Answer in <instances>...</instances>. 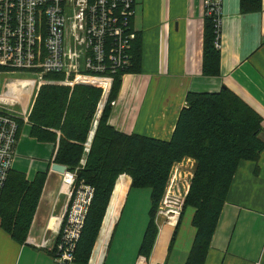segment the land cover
Segmentation results:
<instances>
[{"label":"crops","instance_id":"0c3cea01","mask_svg":"<svg viewBox=\"0 0 264 264\" xmlns=\"http://www.w3.org/2000/svg\"><path fill=\"white\" fill-rule=\"evenodd\" d=\"M134 10L131 26L141 37L140 72L122 75L108 123L125 134L168 141L188 92L213 93L226 87L261 116L264 142V0L260 10L251 12L241 11L240 0H221L219 72L212 76L201 72L202 0H134ZM30 129L28 118L18 119L11 170L29 182L46 173L45 182L24 242L18 244L0 227V264H57L54 244L66 204L61 173L51 170L58 140L37 141ZM121 176L126 188L101 264H136L140 257L145 214L138 215L139 197L131 195L135 191L129 177ZM125 214L136 218L130 224L138 226L118 235ZM192 214L185 222L182 215L176 227L157 219V236L144 264L185 263L195 235ZM204 264H264V150L256 162L239 164Z\"/></svg>","mask_w":264,"mask_h":264},{"label":"trees","instance_id":"16d2710c","mask_svg":"<svg viewBox=\"0 0 264 264\" xmlns=\"http://www.w3.org/2000/svg\"><path fill=\"white\" fill-rule=\"evenodd\" d=\"M240 9L243 12L260 10L261 0H240ZM219 57L213 16L204 15L203 75L218 74ZM140 66L141 37L137 34L131 48V66L112 73L107 103L94 130L85 164L78 170L101 89L86 85L72 88L42 85L34 97L28 115L30 134L40 142L58 140L54 162L68 171L76 170L77 181L94 189L76 245L74 264H88L93 247L90 264H96L100 246L106 244L110 234H106L105 225L114 186L121 175L129 177L130 188L148 189L150 193L148 222L137 252L138 256L148 259L158 232L156 213L171 171L185 159L194 162V170L178 222L185 210L191 208L195 235L184 264H204L239 164L256 162L264 150L261 116L226 87L213 93L188 92L168 141L116 130L108 123L109 103L117 97L122 75L139 73ZM45 77L63 79L62 73L54 72L46 73ZM54 131L59 132L58 138ZM45 177L46 173H39L29 182L22 173L12 170L8 173L0 197V227L18 244L24 242L28 233Z\"/></svg>","mask_w":264,"mask_h":264},{"label":"built area","instance_id":"2783aa9c","mask_svg":"<svg viewBox=\"0 0 264 264\" xmlns=\"http://www.w3.org/2000/svg\"><path fill=\"white\" fill-rule=\"evenodd\" d=\"M202 5L203 16H213L218 47L221 0H202ZM134 13V0H0V75L16 71L34 75L30 79H12L30 83L32 102L42 85L71 88L86 85L101 89L76 170L85 164L94 130L107 103L112 73L131 66V48L137 36L131 26ZM52 72L62 73L63 79L45 77ZM18 92H10L7 87L0 93V101L6 97L14 99ZM16 103L18 112L0 108V197L15 158L18 119L28 118L31 110V106L21 109L23 106ZM114 103L112 100L109 105ZM76 170L66 169L60 174L66 204L54 244L53 259L57 264H74L76 245L93 198V187L78 182ZM170 182L171 176L163 199L167 197ZM164 214L159 206L155 223ZM103 258L102 251L98 264ZM145 260L139 257L136 264H144Z\"/></svg>","mask_w":264,"mask_h":264},{"label":"rangeland","instance_id":"374dc122","mask_svg":"<svg viewBox=\"0 0 264 264\" xmlns=\"http://www.w3.org/2000/svg\"><path fill=\"white\" fill-rule=\"evenodd\" d=\"M33 77H34V75H32L31 73L17 72V71L14 73H10V74L0 75V93L3 94L7 90V87H8V85L11 84L13 78L30 79ZM29 88H31V87H29ZM32 94L33 93L32 92L30 93L29 90H27L24 93H21L19 91V95H16V96L14 95V97H13L14 99H12L10 97H6V99L1 100L0 101V108H8L14 112H18V106L16 103V102H18V104L21 107L23 106V108H21V109H24L26 105H27V109H28L33 104V102L31 101L32 100ZM109 114H110V112H109ZM79 166H80V164H79ZM193 170H194V164L189 159H185L181 163H179L178 165H175V167H173L172 172H171V182H170V186L168 188L167 197L165 199H163V202L160 203V207L162 208L163 213H165L167 210H169L168 206H173V208H171V210L177 211L179 213V216H180L181 211H182V204H183L184 196H185V193L187 191V187L189 186V181L192 177ZM74 171H71V172H74ZM61 180H62V177H61ZM61 180H60V182H61ZM133 191H135V193L131 194V195H133L134 197H139V200L136 203V205H140L138 215H142V213L145 214L144 220H145V225H146L148 222V211H149V207H150L149 190L148 189H136V188H134ZM62 192L63 193L65 192L64 187H63ZM113 197L115 198L116 195L114 194ZM129 203L130 202H128L127 205ZM145 203H146V205H145ZM147 203H149L148 208H147ZM192 213H193V210L191 208H187L183 214V222L187 221L189 215ZM179 216H178V219H179ZM115 219H116V217L111 218V216L109 215V218H108L106 225H105V232L107 231L108 233H110V230L112 228V224H113ZM178 219H177V222H178ZM135 220H136V218L134 220L132 218L127 219L126 214H125V216L122 218L120 224L118 222V224H119L118 235L120 234V231L122 229H127L129 231L135 230L138 225H136V227H134L133 225L130 224V223H133ZM163 220L164 221H162L161 224L166 225L167 222L165 220H167V218L163 217ZM156 222H157V220H156ZM141 224H142V221H141ZM176 225H177V223H176ZM176 225H175V227H176ZM105 236H106V234L104 235V237ZM105 246L106 245H102L101 252ZM100 253L98 254L97 264L100 260Z\"/></svg>","mask_w":264,"mask_h":264},{"label":"bare ground","instance_id":"6f19581e","mask_svg":"<svg viewBox=\"0 0 264 264\" xmlns=\"http://www.w3.org/2000/svg\"><path fill=\"white\" fill-rule=\"evenodd\" d=\"M29 82L27 80H22V81H16V80H12L11 84L8 85V89L9 91H20L21 93L26 92L27 90H29ZM105 85V84H104ZM19 94V92H18ZM63 174V173H62ZM124 177L120 176L116 187H115V191L114 194L116 195V197L112 198L111 201V209H110V213L109 215L111 216V218H115L117 217V213H118V209L120 206V201L124 195V190H125V186H126V182L125 179H123ZM62 191H63V187H62ZM176 215L179 216V213L177 211H172V210H168L167 212H165L164 215H162L161 217H166L168 223L171 226L174 225L173 227H175L176 223H177V217ZM159 219V217H158Z\"/></svg>","mask_w":264,"mask_h":264},{"label":"water","instance_id":"95a60500","mask_svg":"<svg viewBox=\"0 0 264 264\" xmlns=\"http://www.w3.org/2000/svg\"><path fill=\"white\" fill-rule=\"evenodd\" d=\"M51 170L54 171V172H57V173H61L62 174V173L65 172L66 167L63 166V165L54 164V165H52Z\"/></svg>","mask_w":264,"mask_h":264}]
</instances>
